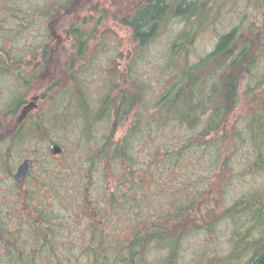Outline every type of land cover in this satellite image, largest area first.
<instances>
[{
  "label": "trees",
  "instance_id": "1",
  "mask_svg": "<svg viewBox=\"0 0 264 264\" xmlns=\"http://www.w3.org/2000/svg\"><path fill=\"white\" fill-rule=\"evenodd\" d=\"M80 1L91 0H0V172L12 175L9 155L31 137L62 143L53 129L61 126L76 138L72 146L91 150L86 159L92 170L83 176L106 169L105 160L113 165L112 180L101 192L94 181H81L71 192L82 201L76 208L65 202L69 192L55 174L72 184L79 178L71 176L73 167L44 168L24 193L14 186L10 203L0 209V264H264V178L230 192L237 177L264 171V21L243 16L211 31L213 47L192 57L196 25L211 18L219 24L220 11L216 17L208 11L224 0H143L132 19L129 78L117 86L112 72L95 98L89 85L98 56L90 45L95 28L88 17L79 20L80 10H88ZM171 21L182 27L170 43L173 68L157 98L144 78L150 73L142 75L140 66ZM57 34H69L72 43L57 46ZM32 93L45 106L18 123L15 115ZM126 124L115 140L116 128ZM100 125L113 134L104 131L101 146L90 148ZM172 129L182 130L181 142L163 139ZM246 150L247 169L236 173L235 155ZM80 209L101 226L89 225L91 243L76 252L62 233L83 221ZM111 220L125 224L117 229ZM223 227L224 249L219 243L192 246L209 235L214 240ZM185 252L190 257L182 261Z\"/></svg>",
  "mask_w": 264,
  "mask_h": 264
},
{
  "label": "rangeland",
  "instance_id": "2",
  "mask_svg": "<svg viewBox=\"0 0 264 264\" xmlns=\"http://www.w3.org/2000/svg\"><path fill=\"white\" fill-rule=\"evenodd\" d=\"M143 0H91L90 2L80 1L81 3H78L79 5H83V3L87 4L88 10L82 9L80 10V19L82 20L85 17H88L87 20L89 21V28L94 27V34H95V40L91 41L90 45L91 48L96 49L97 51V62L95 66L93 67V72L89 76V85L91 87V95L93 97L100 96L102 93V86L105 83V77L107 74L108 65L113 63L112 57L116 56L119 57L114 63V65L117 67L119 72H122L124 68L126 69V64L131 61V55L133 54V40L131 36V30L126 26L122 24L121 17H124L125 14H128L131 12L132 7L136 4L140 3ZM252 3V4H251ZM98 4L99 8L92 10V14L90 16H83L87 11H89L90 7L93 5ZM221 4H223V8H221ZM256 4V5H253ZM214 10L215 17L217 13L220 11V13L223 16V20L218 24L219 20L217 21V24H213L214 19H209L206 23L201 24L197 27L196 25V33L197 38H195V42L192 47L195 48L194 54L192 57H197L200 55H204L207 51H209L215 42L213 39L212 33L214 30H225L229 28L234 23H237L241 21L244 17L247 18L248 21L253 22H262L264 21V0H224L220 2V5L217 8V11L215 8H210V11L208 13H212ZM102 12V14H101ZM210 13V14H211ZM219 14V13H218ZM245 18V19H246ZM99 20L100 24L97 26L94 24L95 21ZM191 25L190 23L187 24L188 26ZM193 26V25H192ZM182 27V24L179 22H170V25H164L162 28L161 33L157 37V39L152 43L151 47H149L148 51L146 52V55L144 56V61H142V64L140 66L142 75L149 74L145 76L147 80L151 81V84L155 87V97H159L160 93L166 88L165 84V78L167 77L168 73H170L171 68V62H170V43L172 39L175 37V35L180 31ZM98 30V31H97ZM71 36L69 34L62 35L57 34L54 36V44L60 45L59 43H63L66 45H70L72 43V39H70ZM102 38H104V43H102ZM123 49V50H122ZM93 50V49H92ZM123 52V56L120 55L118 52ZM166 63L168 64L167 67H165ZM112 65V64H111ZM113 65V68L115 67ZM140 70V69H139ZM114 73V72H113ZM126 73V72H125ZM115 77V73H114ZM116 82V81H115ZM122 80L116 82V84L122 85ZM43 83V82H42ZM0 95V99H4ZM37 96V100L35 101L37 106H35L33 109H31L28 113L22 114L20 113L15 115V118L17 119L18 123L22 122L26 118H30V115L36 116L37 113L41 114L42 109L45 106V101L40 99V94L38 93H32L31 96L28 98L27 103L24 105L26 106L31 100L35 99ZM245 104H242L241 107H244ZM32 119V117H31ZM30 119V120H31ZM113 125V124H112ZM101 125L99 126V128ZM127 127V124L125 126H122L121 128L117 127L115 131V140L119 139L122 134L125 132V128ZM53 129H56L55 131V137H58L66 147L64 153L62 154H56L52 155L49 153V145L52 141L49 140H39L37 142V138L31 137L27 140V142L20 145L19 148L14 149L10 156V166L8 168H11L13 170L12 175L6 171L0 172V209L2 207L5 209L6 204L11 199H8L9 196L12 198V193L14 186L18 187L19 190H21V193H24L22 191V188H29L31 183H33L40 175L43 174L44 168H47L49 172H55L52 169H56L60 172L66 171V167H73L71 172V176L76 178L79 176V178L74 179L72 181V184L70 183L71 180H68L65 185L61 182V174H57V179L59 182V185L62 184L63 186L61 189L67 190L69 192V195L66 196L65 202L70 203L71 206L77 207L81 201L80 198H76L75 196H71V192L75 190L81 181H85V183H88V186H91L90 181H94L95 188L97 187L98 191H102V189L107 190V186H105V183L107 181L112 180V170L113 165H109V162L105 161L106 163V169L99 168L95 170L94 176H88L83 174L86 173V169L90 167L88 155L91 154L88 148L79 149L74 144L72 146V143L75 142L76 138L74 135H71V133H67L64 131L61 126L55 127ZM97 130V128H96ZM94 130L93 133H95V136L91 137L93 138L92 141L88 143V147H93L98 149L102 144V138H106V135H104V131L108 132L109 134H113V132L110 130H104L102 127L100 130H103L99 132L98 130ZM115 130V129H114ZM104 135V136H103ZM101 138V139H100ZM57 139V138H56ZM164 140L169 142L178 143L181 142L184 139V135L182 130L180 129H172L169 132L164 134ZM165 143V141H162ZM173 145V144H172ZM149 146V147H148ZM146 147V146H144ZM141 146V148H144ZM152 147V146H151ZM110 147L107 148V150ZM151 150L150 145H147V148L143 149V158L144 160L149 156V151ZM145 151V152H144ZM142 155V154H141ZM28 157H32L34 164L32 171L28 174V176L23 181H19L14 178V172L16 171L18 165ZM34 158L37 160H34ZM206 158V156H205ZM250 162V155L249 151H241L239 154L235 155V172L241 173L244 170L247 169V165ZM207 163L206 161L203 162V165L205 166ZM51 169H50V168ZM62 168V169H61ZM91 168V167H90ZM97 168V167H96ZM61 169V170H60ZM92 170V168H91ZM91 170H89L91 172ZM107 173V174H106ZM107 176H106V175ZM90 175V174H89ZM60 176V177H59ZM106 176V177H105ZM93 177V178H91ZM51 179L55 180L53 177H50ZM82 178H84L82 180ZM264 178V171L263 173H259L257 175H249L246 177H237L234 180V184L232 185V190L230 192L233 193V195L241 189L243 186L248 185V183H255L258 181H261ZM92 179V180H91ZM41 181V180H40ZM39 181V182H40ZM76 181V182H75ZM18 182V183H16ZM38 183V182H37ZM40 191H44V187L40 188ZM9 200V201H8ZM60 199H56V203L60 209H62L64 212H68V207L66 209V205L59 202ZM61 201V200H60ZM62 202V201H61ZM153 205H155V199L153 200ZM11 208L13 207L12 201L9 205ZM78 210V209H77ZM78 213L82 214L83 221L80 222L79 225H75L72 229V232H63L62 236L64 239L67 240V244L69 247L76 248V252H78L81 248L85 246H89L90 238H91V231L94 226L100 225V220H93V218L90 216V214L86 210L81 209L78 211ZM93 220V221H92ZM112 221V220H111ZM113 225L115 227L120 228L122 224L125 223L122 221L120 225L118 224L117 220L112 221ZM89 225L92 227L90 229ZM101 226V225H100ZM225 227H223L222 230L216 232L217 238L213 240V236L209 235L202 239V242L200 239L198 241L194 242L192 246L198 247L201 245L210 246L216 244L220 247V249H224L225 246H227V242L224 240L226 239V230H224ZM213 245V246H214ZM73 248V249H74ZM190 257V253L185 252L183 255L182 261H187ZM183 264V263H182Z\"/></svg>",
  "mask_w": 264,
  "mask_h": 264
},
{
  "label": "water",
  "instance_id": "3",
  "mask_svg": "<svg viewBox=\"0 0 264 264\" xmlns=\"http://www.w3.org/2000/svg\"><path fill=\"white\" fill-rule=\"evenodd\" d=\"M36 98L37 96L35 97V99L31 100L26 106H24V108L21 111L22 114L28 113L31 109L37 106L35 102L37 100ZM64 151H65V146L60 142H52L49 145V153L52 155L62 154L64 153ZM32 167H33V159L30 157L25 158L18 165L16 171L14 172V178L17 180L26 178L28 174L31 172Z\"/></svg>",
  "mask_w": 264,
  "mask_h": 264
},
{
  "label": "flooded vegetation",
  "instance_id": "4",
  "mask_svg": "<svg viewBox=\"0 0 264 264\" xmlns=\"http://www.w3.org/2000/svg\"><path fill=\"white\" fill-rule=\"evenodd\" d=\"M138 4H139V3H138ZM138 4H136L135 6L132 7V10H131L130 13L125 14L124 17H121L122 24H123V25H126V26L131 30V36H132V39H133V37H134V35H133L134 27H133V25H132V19H133V17H134V11H135V9H136V7H137ZM97 26H98V25H97ZM97 26H96V29H97ZM97 31H98V30H97ZM102 40H103L102 43L105 44V43H104V38H102ZM122 50H123V49H122ZM133 51H134V49H133ZM133 51H132V53H133V55H134L135 53H134ZM118 53H120V55L123 56V52H122V51H121V52H118ZM112 58H113V59H112L111 62H113V63H111L112 65H111V64L108 65V69H107L106 77H107L109 74H111L112 72H114V73H115V78H116V82H117V83H118V81H120V80L124 81V80H125V77H126L127 74H128L129 64L127 63V64H126L127 68H126V69L124 68V70H123L122 72H119L118 69H116L117 67L114 65V64H115L114 62H115L117 59H119V57H117L116 54H115V56L112 57ZM113 65L115 66L114 68H113ZM133 70H136V71L139 72V70L136 69V66H135V65L133 66ZM125 72H126V73H125ZM114 73H112L111 75H114ZM106 77H105V78H106ZM127 77L129 78V76H127ZM121 83H123V82H121ZM119 84H120V83H119ZM119 84H117V86H118ZM120 89H121V88H120ZM122 90H124V87H122Z\"/></svg>",
  "mask_w": 264,
  "mask_h": 264
}]
</instances>
